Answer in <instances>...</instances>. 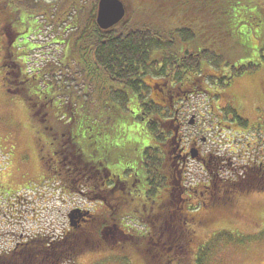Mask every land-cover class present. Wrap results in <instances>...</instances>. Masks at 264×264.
Returning a JSON list of instances; mask_svg holds the SVG:
<instances>
[{"label": "rangeland", "instance_id": "rangeland-1", "mask_svg": "<svg viewBox=\"0 0 264 264\" xmlns=\"http://www.w3.org/2000/svg\"><path fill=\"white\" fill-rule=\"evenodd\" d=\"M119 1L124 4L126 11L125 19L119 22V25H125L129 29V27L139 25V21L146 19L142 15L139 17V5L142 0ZM153 1L151 0V2ZM37 2V7L24 9L30 13L29 17L54 7V11L51 13L56 15L55 17L49 16L48 19L50 22L55 21L56 24L45 23L46 16L40 15L39 17L44 19L39 17L37 19L36 27H41L38 34V32L33 33L32 30L35 27V20L30 21L34 25H30V29L26 31V27L23 26L25 17H21V21L16 22L11 31L12 33H20L12 44L15 47L23 39H26L27 42L19 45L17 49H13L11 43H8V38L2 36V32H5L1 29L3 22L0 23V183H3V189L0 186V252L2 253L12 249L14 242L19 241L20 238L24 239L27 235L43 234L51 238L53 236L60 237V235L67 233L71 229L67 215L78 207L94 214H103L101 205L95 204V206L91 203L96 201H94L93 196L89 198L90 192L80 194L74 189H64L60 192L59 190L56 191L55 187H48L46 190L41 187L39 190L26 192L23 189L34 188L36 184L44 180L46 170L41 167V161L38 160L39 152L30 125L31 101L28 98L26 100L20 96H10L5 93L4 66L2 64L4 53L11 61L15 60L22 65L26 76L53 65L58 68L54 73L55 78L60 80V75L57 72L63 71V65H65L66 77L62 81L64 86L61 88L71 90L73 99L61 98V95L56 96V101L65 107L61 121L69 123L76 116L75 125L80 122L85 125L84 131L87 133L86 136L89 141L95 138L106 139L104 134H107L108 139L110 138L120 144L121 149L112 151V156L109 151L106 152L107 158L110 155L107 163L109 170L117 172V169L123 171L127 165L137 166L134 160L131 161L132 163L129 162L130 159H135V154L132 151L125 160L123 159L125 142L135 140L132 146L135 144L139 146V151H136V155L139 153V157L144 148L143 144L147 142L142 138V145H139V130L144 121H138L136 118L137 107L133 103H125L121 107L119 103L110 100L104 93L106 89L105 80L98 77L92 78V83L88 87V83L81 75L77 64L72 60H64V46H67L68 50V38L73 35L74 30L64 31L63 28L71 27L74 16L70 19L66 18L65 25L61 22L57 24V19L59 15H63L69 10L67 3H65L67 0H37ZM84 2L88 3L89 0H84ZM222 3L225 5L227 13L224 19H222V6H215V13L211 19L214 25L210 27L207 26L208 23L205 24L203 29H199L200 33L195 32L197 36H200L199 40L196 38L188 42V45L198 42L199 47L207 51L202 55L204 62L202 71L208 78L204 79L202 86L208 92L200 91L197 95L190 96V99L185 102L187 103L186 110L196 108V110L205 112V110L211 111L210 108L215 109L226 104L227 99L225 97L223 99L217 96L213 98L214 95L211 93H226V95L237 96L240 108L233 110L242 119V122L239 123V129L247 131L244 136L246 139H251V132L248 130L260 126L264 122V0H222ZM216 5L218 4L216 3ZM88 6L82 10L89 12ZM259 9L262 10L261 14L258 12ZM25 11H21L20 16H23ZM85 15L79 17V23L84 20ZM159 16L160 13L152 16L157 24L161 22ZM4 17L5 14L2 18L0 16V21ZM62 18L63 16H61ZM127 20L131 21L127 23ZM86 22L84 20L80 24ZM74 23L76 22L74 21ZM170 26L172 25L170 24ZM54 27H57L56 31ZM32 33L33 36H30ZM54 36L57 38L53 40ZM67 61L69 62L67 63ZM249 63L255 66L254 70L245 69L238 78L231 80V82H223L227 87L215 89V84H219L217 78L228 77L233 67L235 69L241 66L248 67ZM212 64L218 66V71ZM221 73L224 76H220ZM40 74L39 77H41ZM91 74L95 75L93 72ZM203 76H200L199 79ZM42 79L40 81L48 84L45 86L46 89H49V79ZM162 79L160 76L151 74L145 76L146 97L150 100L157 102L156 83H162ZM171 85L174 86L173 83ZM39 87L44 90V86L39 85ZM69 102L72 103L70 109L73 111H69ZM178 102L181 103L179 100ZM140 110L141 107L139 112ZM233 110L229 107L224 113L232 115L231 111ZM71 113L73 115H70ZM207 114L205 113L204 119L208 120L211 116ZM229 118L231 117L229 116ZM110 121L114 124L111 125ZM243 121H247V127L242 126ZM223 122L226 125H219L212 119L211 123L206 124V126L208 129H214L211 134L215 133L216 127L222 129L221 137L216 140L211 135L210 139L215 142V144L212 143L214 149H222L224 154L231 156L228 151L232 150L233 144L238 143L237 139L242 140V138L235 133L239 129H232L236 125L230 127L227 122ZM137 124H139V128ZM142 133L148 134L149 130L142 131ZM204 134L206 135V133ZM149 143L151 144V139ZM126 147L128 148L129 145ZM191 168L188 180L192 184H206V177L202 169L198 165ZM231 178L229 175V179ZM165 194L167 193L162 194L164 197L162 195L160 197L165 198ZM148 195L155 198V192L152 195L148 192ZM166 199L169 200L167 197ZM241 200L228 206L220 204L210 207L206 211L211 212L212 215L197 207L186 211L188 215L191 214L195 217L202 216L203 212L206 214L201 219L197 218L203 224H198L196 219L197 226L194 224L182 225L187 231L192 230L196 238L191 243V249L186 255L189 258L187 264H264V194L254 193L250 198ZM176 207L175 204L174 208ZM170 209L174 210L173 208ZM126 212L127 210H124L120 215ZM124 215L121 216L120 223L122 225L119 230L118 228L115 229L111 239L108 235H103V246L84 247L80 250L81 252H77L78 255L74 258V262L67 261L62 264H146V260L152 259L154 253L153 264L173 259L175 252L179 254L178 257H184L181 254H185V250L182 252V249H176L174 246L176 240L170 242L166 249H154L155 246H152L153 241L150 238L159 239V237L155 229L150 226L149 234L144 232L143 235H139V242L130 244L131 239L127 234H136L133 232V227L129 228L128 220ZM176 216L175 212L174 217L176 218ZM205 217L206 219H204ZM182 221L181 223H183ZM139 225H141L140 222ZM169 234L173 235L171 232ZM165 236H168V233ZM123 240L128 242H124L120 249L119 244ZM161 241L163 240L161 239ZM140 248L144 249L145 253L138 251Z\"/></svg>", "mask_w": 264, "mask_h": 264}, {"label": "flooded vegetation", "instance_id": "flooded-vegetation-1", "mask_svg": "<svg viewBox=\"0 0 264 264\" xmlns=\"http://www.w3.org/2000/svg\"><path fill=\"white\" fill-rule=\"evenodd\" d=\"M93 15L95 21L96 13H93ZM7 22L5 21L3 25H6ZM10 26L7 31L4 29L2 31L13 39L18 33H12L13 27ZM100 30L106 33L104 34L105 38L107 37V40L105 39L106 45L110 44L111 39L121 38L123 40L126 38V32L134 31L132 28L128 30V28L121 25ZM180 48H186L189 51L187 58L194 56L195 59L198 56L194 63L198 67L201 76H204L199 79V77H195L191 72H188L189 77L178 84L171 82L169 79H162L160 84L156 83V98L160 100L161 97L170 96V102L164 104L166 112L163 113L168 115L167 121L169 124L167 136H164V149L168 159L160 169V175L157 176H160L159 180L154 182L155 198L146 194L149 190V184L143 182V178L146 176L139 172V153L136 155L132 144L129 145L127 142L124 151L128 154L132 151L135 154V159L132 160L136 162L137 166L127 165L123 171L117 169V172L109 170L107 168L109 161L106 155L107 149L111 153L112 151L115 152L121 149L120 144L110 138L108 139L107 134H105L106 139L101 138L103 140L99 139L98 142L90 140L89 142L92 143L87 145L85 125L81 122L75 125L77 121L75 114L73 120H70L69 123H63L61 120L64 114V105L58 103L54 95H50V91H44L39 87L40 83L37 76L34 74L26 76L20 63L15 60L11 61L5 56L6 53L3 54L5 93L10 96H20L26 100L28 98L31 101L30 125L39 152L38 160L41 161V167L46 170L44 180H41L40 185L45 188L55 187L60 192L64 189H74L80 194L90 192L89 198L93 196L96 201L95 204L102 207L103 214H94L86 209L77 208L81 211L71 233L77 236L81 250L84 247L103 246V235H108L111 239L115 229L118 228L119 230L122 225L120 221L121 216L124 214L128 221L138 226L139 222L141 225H145V233L149 234V226L153 228V225L157 221L160 223L161 219L172 220L171 224L174 220L181 222L185 219L182 221L184 225L194 224L197 226L196 219L203 218L205 213L203 212L202 216L195 217L191 214L188 215L186 211L196 207L206 211L215 205L228 206L239 200L242 201L241 199L250 198L254 193L264 194V122L260 126L249 129L251 139L245 138L244 134L246 132L244 130L235 131L236 134L241 136L242 140L237 139L238 143L233 144L232 150L228 151L231 156L224 154L222 149H214L212 143L215 144V142L210 137L212 135V138L217 140L221 137L222 129L216 127L215 133L211 134L214 129H208L206 124L211 123L213 119L219 125L224 126L223 121L226 118L231 119L229 115L225 116L224 111L229 107L232 110H238L240 108L238 105L239 100L234 95L211 93L214 95L213 98L217 96L223 99L225 97L227 99L226 104L215 109L210 108L211 111L205 110L203 114L201 110H196V108L187 111V103L185 102L190 99V96L197 95L200 91L208 92L202 86L207 75L202 71L204 62L202 61V52L199 51L201 47L198 45H184L183 43ZM189 49L196 50L190 53L192 51ZM238 69H235V71ZM231 74L236 75V73L230 72ZM220 76H224V74L221 73ZM219 79L217 78V80ZM109 86L110 88L107 89L109 92L119 91L123 95H127L128 90L123 85L109 84ZM215 86V89L219 90L218 85ZM137 113L139 116V105L137 106ZM205 113L210 114L211 118L204 119L206 117ZM70 115H73V113ZM232 120L231 123L227 122V124L230 127L236 125L232 128L233 130L238 129L237 119ZM137 125L139 128V124ZM86 145L90 147L89 151H87L88 147L85 150ZM102 145L105 152H100V150H103ZM127 145H129L128 148ZM132 160L130 159L129 162ZM191 165H198L204 170L206 184L193 185L189 183L188 177L192 170ZM225 173L232 177L230 184H226L228 178L225 177ZM164 193H167L165 195L169 200L166 197H160ZM175 204L177 205L176 208H174ZM124 210H127V212L120 215ZM175 212L176 218L174 217ZM206 212L212 215L211 212ZM198 224L203 223L198 220ZM156 232L159 239L150 238L153 241L152 246L156 247L154 249H166L169 247L170 242L176 240V243H174L176 249H182V252L184 250L186 252L181 254L184 256L182 258L178 257L179 254L175 252L173 259L163 263L158 262L159 264H184L188 262L189 258L186 255L191 249L192 241L196 240L195 233L192 230H189V234H177V236L174 234L165 236L164 233ZM127 235L131 239L130 244L139 242V232L136 235ZM120 242L121 249L124 242L128 241L123 240ZM138 251L145 253L142 248ZM154 256L152 259H147L146 264H153Z\"/></svg>", "mask_w": 264, "mask_h": 264}, {"label": "trees", "instance_id": "trees-1", "mask_svg": "<svg viewBox=\"0 0 264 264\" xmlns=\"http://www.w3.org/2000/svg\"><path fill=\"white\" fill-rule=\"evenodd\" d=\"M90 1L86 3L84 0H67L65 3H67L69 10L63 15H59L57 19L58 24L59 22L66 23V18L70 19L72 16L75 19L78 18L76 23L73 24L74 27H71L70 31L74 30V32L68 38L69 46L68 50L67 47L65 48L64 59L72 60L77 64L81 75L88 83V87L92 83V78L98 77L105 80L104 84H106V89L104 93L107 94L110 100L119 103L121 107L125 103H133L135 107L138 105L139 108L141 107L139 116L138 113L136 116L138 121L144 120V124L140 126L139 130V145H142V138L147 141L145 142L147 144H143L144 148L139 157V172L146 176L143 178V182L149 184V190L146 194L149 192L152 195L155 191L154 182L159 180L160 176H157L158 174L160 175V169L163 167V163H166L168 159L164 149V136H167L169 124L167 121L168 115H164L163 113L166 112L164 104L166 105L170 102V96L161 97L159 103H155L143 93L145 91L143 80L146 75L151 74L165 77L167 80L173 77L174 81L179 83L183 78L186 79L189 77L188 72H191L194 76L196 73H200L193 61L194 59L187 58L189 51L186 48L181 49L180 45H183V43L184 45H188L190 40H195L196 38L199 40L200 36H197L195 32L200 33L199 29H203L207 23V26L210 27L214 25L211 21L212 15L215 13L214 7L222 6V19L227 14L226 7L222 3V0H154L153 2L151 0H142L139 5V17L142 15L146 19L141 22L139 21V25L137 26L129 27L128 30L132 28L134 31L126 32L125 39H111L110 44L106 45L105 39L107 40V37L105 38L104 35L106 33L102 32L94 21L93 13L95 14L97 10V0ZM37 4V0H0V16L4 14L6 17L10 16V20L4 26V30H7L9 25L14 27L16 22L21 21V17H25L23 26L26 27V31L34 23L35 27L32 30H39L36 24L38 23L37 19L40 15L46 16V19L43 17L39 18L44 19L52 25L55 21L50 22L48 17H55L56 14L51 13L54 11V7L48 9L46 12L43 11L41 14L37 13L33 17H29L30 13L24 10L25 8H35ZM87 5H89L87 7L89 12L82 10ZM21 11H25L23 16H20ZM261 11L259 9L258 12L261 14ZM157 13H160V24H157L152 17L153 15H157ZM83 14H86L83 18L87 22L80 24L84 21L81 20L79 23V17ZM61 16H63L62 19ZM33 20H35L34 23H32ZM130 21L127 20V23ZM123 26L125 27V25ZM54 30L56 31L57 27H54ZM112 34L114 33L112 32ZM18 35L16 34L15 37ZM11 41L12 39L10 38L8 43ZM191 45H198V42L197 44ZM201 49L204 48L199 49L202 53L207 52ZM189 50L194 52L196 49ZM56 69L58 70L57 66L52 65L42 70L40 72L42 74L40 80L42 78L49 79V91L51 90L52 93H57L65 99L72 100L71 90L61 88V86H64L60 82V80L63 81V78L56 80V76L54 75ZM245 69L254 70L255 66L249 63L248 67L242 66L239 71L242 72ZM63 70H66L65 65H63ZM91 72L95 75L93 76ZM229 81L230 78L220 80L222 86H226L223 82ZM109 84H116L117 86L123 85L128 90L127 95H123L119 91L109 92L107 90L110 88ZM71 106L72 103L69 102L68 108H71ZM162 119L164 120L162 121ZM110 123L111 125L114 124L112 121ZM242 126H245V123ZM146 130H149L148 134L142 133V131ZM85 138L87 145L92 143L89 142L87 136ZM150 139L151 144L149 143ZM98 140L95 138L91 141L98 142ZM132 141L134 142V140ZM133 142H128V144H134ZM87 145L85 146V150L88 147L87 151H89L90 147ZM138 148L139 146L136 144L133 146L135 151ZM102 149L100 152H105L104 146ZM107 151L109 150L107 149ZM112 154L110 152L111 156ZM127 156L128 153L124 151L122 155L123 159L125 160ZM230 181L228 180L226 184H230ZM167 221V218L161 219V222L159 223L157 221L153 225V228L155 231L164 233L165 235L170 232L176 236L177 234H189V231L182 226L184 224L178 220H174L172 224V220ZM76 237L70 232L64 233L61 237L57 238H50L43 234L30 236V238H26V240L17 244L12 250L0 253V264H62L67 261L74 262V258L78 255L77 252L81 250L80 243Z\"/></svg>", "mask_w": 264, "mask_h": 264}, {"label": "water", "instance_id": "water-1", "mask_svg": "<svg viewBox=\"0 0 264 264\" xmlns=\"http://www.w3.org/2000/svg\"><path fill=\"white\" fill-rule=\"evenodd\" d=\"M124 15L125 8L119 0H99L96 22L101 29L116 25ZM75 214L76 211H72L68 216L71 226H74Z\"/></svg>", "mask_w": 264, "mask_h": 264}]
</instances>
